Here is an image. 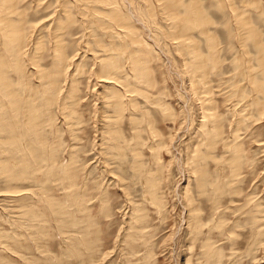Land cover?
Listing matches in <instances>:
<instances>
[{
  "label": "rangeland",
  "instance_id": "1",
  "mask_svg": "<svg viewBox=\"0 0 264 264\" xmlns=\"http://www.w3.org/2000/svg\"><path fill=\"white\" fill-rule=\"evenodd\" d=\"M20 1L21 3L17 0V10L22 11L24 13L23 17H26L25 19L22 17L25 20L24 24L26 23L24 25V34H26L22 44L25 46L22 47L24 48L22 49L24 50V62L21 59L20 66L26 72L29 71L27 75L30 80L23 79L20 72L13 71L15 69H9L8 71L13 72H7L9 80L12 79L10 83L13 82L12 84L15 87L20 86L21 89L16 88L19 90L20 96L22 92V97L26 96L28 87L32 89L35 88L34 86H39L40 82L36 77V69L34 65H30L26 57L32 58V56H35L43 68L51 69L53 54L52 44H50L52 43V35L50 36V34L55 28H52L54 26L53 22H55V19H65V22L71 19L73 20L69 21V24L73 22L71 25L66 22V26L65 24L63 26V37H61L62 33L59 32L61 40L66 44L64 50L67 49L65 52L67 51L66 54L69 56L67 61V63L69 62L67 64L68 75L66 74L64 79H61L59 94L60 92L61 94L65 93L66 85L71 83L67 79L71 76L73 78L77 76L78 80L77 78H74L75 80L71 78L72 84L75 86L74 89L78 90L77 93L74 91V94H76L73 96L78 95V99L69 96L65 98L66 105L70 106V112L68 113L70 118L67 116V119L66 116L62 115V102L60 100L62 95L58 94L60 102H56L51 108V115H48L47 111L43 109L44 112L41 113V116L43 115L42 118H44L46 124L43 122L41 131L45 147L41 145V150L37 148L38 151L31 153L22 150V153L26 154L25 159L22 157L21 151L16 150L19 152L17 153L15 149L6 144V141H8L6 139L8 130L6 129L8 128L4 124L2 127L1 124L4 119L10 118V113L8 106L3 103L5 107H1L3 105L0 103V166L2 167L0 168V264H214V260L206 259V255L202 253L204 252V244L207 243L208 246L210 245L214 250H220L222 253L220 264H264V117L257 115L254 107L249 104L251 96L255 92L249 82V66H245L248 63L245 62L247 59L252 68L256 66V49H254L256 47L250 41H240V33L234 21L235 17H233L234 14H231V11L234 10L230 9L228 1L224 0V4L220 5L217 0H201V8L211 19L208 31L216 36V40H211L212 45L215 46L208 42L207 37L204 36L205 34L201 35L194 31L192 36L195 41L197 40L195 46L198 48L199 54L207 58L206 64H209V60L213 56H216L218 61L217 66L210 63V67L206 72L198 70L196 73L192 72V74L189 68L192 57L185 50H182L184 48L175 39H172V33H170L171 29L172 32L175 31L170 25L174 21V16H181L185 10L184 8L188 3H191V0H182L181 5L174 6H171V4L169 6L165 2L163 4L164 0H124V2L113 0L116 1L118 11H121L120 14L124 13L125 17L127 15L132 33L135 32L142 42H139L135 33H131L132 38L134 37L133 39H137L141 44L135 41H133L135 44L132 43L127 28L119 26L114 21L113 13H110L109 9L111 6L108 2H104L103 5L100 2H92L95 3L93 5L91 2L82 3L79 0H64L65 2L63 0ZM77 1L79 2L78 5ZM148 1L151 8L148 6ZM165 1L169 2L170 0ZM216 2L218 5H216ZM233 2L243 12L242 15H246L251 25L258 30L261 35L260 38L264 42V1L260 0L261 10L251 6L252 4L245 5L244 0H233ZM46 3L48 7H45ZM105 4H109V6L106 7ZM159 4H162V6L159 7ZM67 5L70 6L67 7L69 10L65 8ZM99 5L104 7L100 6L98 9ZM93 6L94 8H92ZM161 7L165 8L166 11ZM182 9L184 10L182 11ZM35 10H38L39 15ZM67 10L68 12H66ZM151 11L155 16L152 15ZM92 12L97 13V15L94 16ZM145 12L148 14L146 15ZM166 13H169L168 18L163 15H167ZM131 14L136 17L132 18ZM37 15L41 19L38 18L37 20ZM64 15L66 18L63 17ZM107 15L108 19L105 18ZM57 16L59 17L57 18ZM12 18L14 20L18 18L19 20L20 17L14 18L13 15ZM88 18L90 21H88ZM110 18L113 20L111 21ZM101 19L103 22L100 21ZM136 19H140L141 23L138 20L135 21ZM95 20L100 21L102 24L97 23ZM108 20L109 22H107ZM169 22L172 23L169 24ZM89 24L91 26H88ZM92 24L93 26L97 25L94 26L96 30L92 28ZM115 24L117 27L119 26V28L116 27L118 30L115 29ZM28 25H32V28ZM64 27H69L71 31L69 28L65 29ZM98 27L101 29L99 30ZM115 30L119 37L123 35L121 39L124 40L116 38L118 36L115 35L117 33L114 34ZM67 32L69 35H67ZM37 33H42V36ZM32 35H34V38ZM38 37L39 39H37ZM125 37L129 38L126 39ZM93 39H97L98 43L96 44ZM36 41H42L44 45L36 48V45H34ZM30 42L33 44L31 45ZM243 42L244 48L241 45ZM42 43L40 42V44ZM93 43L96 44L97 48ZM109 43L112 44L110 47L115 46L113 51L109 47ZM123 43L125 47L122 46ZM209 45L212 46V49ZM190 47L192 49L194 46ZM109 48L111 51H109ZM38 49L43 50L42 53ZM105 49H109L108 52ZM132 49H135L136 53ZM187 49L190 50L189 46ZM34 50H37L38 54L33 53ZM101 50H104V52ZM129 50L131 51L130 54H128ZM144 51H148V55ZM242 52H246V54ZM97 53L103 58L104 62L107 54H109V59L112 57V61L119 62L120 60L123 72L121 73L122 76L118 73L120 76L117 74V77L120 83H127L125 84L126 87L123 84L125 89L123 86L121 87L122 84L120 83L116 85L118 84L116 81L113 85V81L110 79L105 78L107 80L105 81L104 77L101 76L103 78L101 80L100 75L96 73L97 63L95 59L98 56ZM130 55L138 56L137 59H144V69L148 72L145 73L144 69L142 72H138L142 73L141 77L146 74L144 78L135 75L137 79H140V82L133 79L135 73L133 70L131 72L130 66H127L129 65ZM127 60L128 62H126ZM145 62H147V67ZM186 62L189 63L188 67L185 65ZM237 64H243L244 67L241 68L240 65L238 67ZM28 65L30 66L28 67ZM191 76H193L192 79ZM13 80L18 84L15 85ZM18 80H20V83ZM193 80L194 82L191 84ZM75 81L78 82L74 83ZM135 83L139 86L137 87ZM112 88L117 89L116 91L122 94L121 104L125 103V106L122 105L121 114L114 109L113 103H110L112 102L110 95ZM201 96L202 98H200ZM128 97L132 100L129 99V102H126ZM69 98L70 100H68ZM204 99L208 103L212 102L209 109L204 108L203 110L201 108ZM101 100L108 102L109 105ZM66 101L72 103L74 101V107H72L71 102L67 103ZM161 101L164 105L163 103L159 105ZM158 102L159 104H157ZM126 103H130V107ZM131 103L133 106H131ZM39 105L38 103L37 107ZM39 108L42 109V106L40 105ZM125 108L131 109V111H127ZM74 112L75 114H73ZM117 113L120 115V119L118 116L116 117ZM211 113L218 118L217 127L221 129L219 130L220 134L218 131L214 134L208 128L205 129L208 115ZM77 114L81 117V122H79ZM14 115L17 116L12 117V119H17L19 125V129L18 127L16 129L22 134L21 132L25 128L22 114L21 117L19 113ZM44 115L47 117H44ZM130 116H132L131 119H129ZM49 118H51L50 121ZM238 119L241 121H238ZM109 120H115V122ZM221 120L222 122H220ZM236 122H240L238 126ZM108 123L111 124L110 128L113 127V132L110 128H106L107 126L105 127V125H109ZM116 123L117 125H115ZM22 125H24V128ZM70 128L74 131L71 135L74 139L70 137ZM104 128L107 132H111L110 135ZM103 134L107 136H103ZM116 135L118 137H115ZM213 135L217 136L214 137L216 139L213 138ZM218 136L220 137L218 138ZM4 137L6 141L3 139ZM55 137L57 140L53 139ZM208 139L212 143L215 140L216 142L209 145ZM233 143L241 146L239 151L240 164L236 174H233L230 167H228L229 165H227L228 158L234 152L232 149ZM68 149L71 150V153ZM197 152L202 156L200 160L196 158ZM8 158L11 160L9 161ZM196 165H198L197 168ZM36 166H38V169H36ZM66 168L70 170V178H68L69 175L64 177ZM198 168H202V182L196 180ZM51 169L52 172H50ZM193 170H196L195 173ZM45 174L46 177H43ZM11 176L15 178L12 177L9 180ZM203 183L205 184L203 185ZM184 192L189 193L185 195ZM188 195H191L192 204L196 205L195 207H198L197 210L200 211L198 212L199 223L202 225L200 232L195 227L191 228L193 221L190 219L191 216L189 215L191 213L187 210L188 206L185 201V196ZM50 200L56 205L52 204ZM47 203L55 206L54 211L49 208ZM256 204L259 205L256 206ZM252 206L257 208L253 209L254 211L249 210L252 209ZM27 210H33L36 216L32 218L27 215ZM136 216L139 218H135ZM253 219L256 222L259 219L260 221L255 224ZM218 221L220 222L218 223ZM64 222L66 224L61 226ZM189 223L190 227H188ZM34 224H36V227ZM41 225L42 228H40ZM259 228L260 231H258ZM131 234L135 236L129 239ZM86 243L88 244L86 245ZM71 248L79 249L78 253H73ZM92 249L93 255H90ZM68 251L70 253L67 254Z\"/></svg>",
  "mask_w": 264,
  "mask_h": 264
},
{
  "label": "bare ground",
  "instance_id": "2",
  "mask_svg": "<svg viewBox=\"0 0 264 264\" xmlns=\"http://www.w3.org/2000/svg\"><path fill=\"white\" fill-rule=\"evenodd\" d=\"M48 1H50V0H48ZM64 1V0H63ZM73 1V0H72ZM80 2H85V3H87V2H100V3H102V5H103V3L104 2H108L109 4H110V6L111 7H109V9H110V13H113V19H114V21L119 25V26H123V28L124 27H126L127 28V31H128V36H131V33H132V28L130 27V25H129V21L127 20V15H126V17L123 15L124 13H122V14H120L121 13V11H118V7H117V5H116V1L114 2L113 0H79ZM126 1V0H125ZM128 1V0H127ZM142 1V0H141ZM215 1V0H214ZM218 1V3L220 4V5H222V4H224V0H217ZM228 1V4L230 5V9L232 8V10H234L235 11V13H234V11L232 12L231 10V14H234V16L233 17H235L234 18V21H235V23L237 24V28H238V31H239V33H240V35H239V39H240V41L241 40H243V41H245L246 42V40L247 41H250L253 45H254V47H256V48H254V49H256V51H255V53H256V55H255V60H256V66L255 67H253L252 68V65H250V62H249V60L247 61H245V62H248L247 63V65L245 64V66L246 67H248V77H249V82L251 83V85H252V90H254V92H255V94H253L252 96H251V100H250V105H252L253 107H254V111H255V113L257 114V115H262L263 117H264V42H262V40H261V38H260V33L258 32V30H256L255 28H254V26H252L251 25V22H250V20L246 17V15L244 16V15H242L243 14V12H241L238 8H237V6L235 5V3L233 2V0H227ZM242 1V0H241ZM245 2H244V4L245 5H247L248 6V4L249 5H251V6H255V8H257L258 10H261L260 8H261V5H260V0H250V1H246V0H244ZM264 1V0H263ZM19 2L21 3V1L19 0ZM18 2V3H19ZM65 2V1H64ZM121 2H124V0H122ZM144 2V1H143ZM149 2V1H148ZM155 2V1H154ZM162 2V1H161ZM161 2H158V3H161ZM168 3L169 4V6H170V4H171V6H174V5H181L182 4V0H170L169 2H166L165 0L163 1V4H165V3ZM186 2V1H185ZM184 2V3H185ZM16 3H17V0H0V103H1V105H3V103L4 104H6L8 107L7 108H9L8 110H9V115H10V118H8V119H4V121H2V127H3V124L5 125V127L6 128H8V129H6V130H8V136L6 137V139L8 140V141H6V139H5V137L3 138L5 141H6V144H7V146H9V147H12L13 149H15V151L16 150H19V151H21V153H22V150H27V151H29L30 153L31 152H35V151H38L39 149L41 150V145H43L44 147H45V144H44V138H43V133H42V131H41V127H42V124H43V122H44V124H46V122H45V120H44V118H42V116H41V113H43L44 112V110H46L47 111V113H48V115H51V111H52V107L54 106V104L56 103V102H60V100H61V102H62V104H61V108H62V115L67 119V116L70 118V115H68V113L70 112V109H69V107L70 106H67L66 105V103H65V98L67 97L68 98V96L69 97H74L73 95H75L77 92H78V90L76 91L75 89H74V85L72 84L73 82H72V78L70 79L69 77H67V78H69V79H67V80H70L71 81V83L69 84V85H66L67 86V89H66V92L65 93H62L61 94V92H60V94H59V90L61 89V85H60V82H61V79L63 78L64 79V77H65V75L68 73L67 72V64L69 63H67V61H68V57L69 56H67V51L65 52V50H67V49H65L64 50V45H66L65 44V42L63 41V40H61V38H60V36L59 35H61L59 32H64V29H63V26H64V24L67 22H65V19L63 20V19H55V18H53V19H55V22H53L54 23V26H52V28L53 27H55L54 28V30L52 31V34H50V36L52 35V43H50V44H52V47H51V50H52V54H53V60H52V62H53V66L51 67V69H45V68H43L41 65H40V63H39V60H37L36 58H35V56L33 57L32 56V58H29L28 56L26 57V58H28L27 59V61L30 63V65H34V68L36 69V72H37V75H36V77H37V79L39 80V82H40V84H39V86H34L35 88H32V89H29V87H28V90H27V93H26V96H23L22 97V92H21V96L19 95V93H18V91L19 90H17V88L19 87L20 88V86H14L12 83L13 82H11L10 83V81H12V79L11 80H9V77L7 76V72H10V71H8L9 69H15V70H13V71H15V72H20V76L23 78V79H25L26 81L27 80H30V78L28 79V72L29 71H27L26 72V70H24L21 66H20V64L22 63V61L24 60L23 59V55H24V50H22V49H24V48H22L24 45H22L24 42V35L26 34H24V31H25V28H24V25H26V23L24 24V19L26 18V17H23V12L22 11H18L17 10V7L18 6H16ZM48 3V2H47ZM45 4L46 6L45 7H48L47 5L48 4ZM51 3V2H50ZM68 3H69V1H68ZM75 3V2H74ZM77 3V5H78V1L76 2ZM81 3V4H82ZM94 3V4H95ZM99 3V4H100ZM187 3V2H186ZM200 3H201V0L200 1H198V0H191V3H188V5L185 7L184 5H183V7H185L184 9H182V11L184 10V12H183V14L181 15V16H174V14H173V16H174V21H173V23L172 22H169V24L170 23H172V24H170V25H172V28H174V30L175 31H173L172 32V29H171V32L170 33H172L171 34V36H172V39H175L176 40V42H178L179 43V45L181 46V47H183L184 49H182V50H185V52L187 53V54H189L191 57H192V61H190V62H192L191 63V66L189 67L190 68V71H191V74H192V72H197L198 70H203L204 72H206L207 71V69L210 67L209 66V64L211 63V64H217V61H218V59H217V57L216 56H213L212 58H210V60H209V64L207 63L206 64V60H207V58L205 57V56H201L200 54H199V52H198V48L195 46L197 43H196V41L194 40V38H193V36H192V32H194V31H197L199 34H201V35H204V36H206L207 37V39H208V42L212 45V39H215L216 40V36H214V35H212V32L211 33H209V31H208V25H210L209 23L211 22V19L205 14V12L203 11V9L201 8V5H200ZM217 3V2H216ZM218 3L216 4V5H218ZM240 3H242V2H240ZM58 4H59V2H58ZM80 4V5H81ZM89 4V3H88ZM87 4V5H88ZM93 4V3H92ZM92 4H90V5H92ZM93 4V5H94ZM98 4V3H97ZM109 4L108 5H106V7L107 6H109ZM118 4V3H117ZM142 4V3H141ZM173 4V5H172ZM226 4V3H225ZM243 4V3H242ZM254 4V5H253ZM70 5V4H69ZM69 5H67L65 8H67ZM73 5V4H72ZM84 5H86V4H84ZM102 5H99L98 6V9H99V7L100 6H102ZM120 5V4H119ZM118 5V6H119ZM134 5V4H133ZM143 5H145V3H143ZM229 5H228V7H229ZM38 6V5H37ZM36 6V7H37ZM64 6V5H63ZM71 6V5H70ZM69 6V7H70ZM76 6V5H75ZM149 7L151 6L150 5V2H149V5H148ZM160 6H162V4L160 5L159 4V7ZM39 7V6H38ZM50 7V6H49ZM68 7V8H69ZM97 7V6H96ZM102 7H104V6H102ZM135 7H136V4H135ZM147 7V6H146ZM155 7V6H154ZM176 7V6H175ZM175 7H173V8H175ZM179 7V6H178ZM21 8H23V7H21ZM67 8V9H68ZM92 8H94V6L92 7ZM151 8V7H150ZM157 8V7H156ZM162 8V7H161ZM19 9V8H18ZM47 9V8H46ZM96 9V8H95ZM138 9V8H137ZM136 9V10H137ZM141 9V8H140ZM143 9H144V7H143ZM163 10L165 9V8H162ZM167 9V8H166ZM229 9V8H228ZM23 10V9H22ZM40 10V9H39ZM55 10H57V9H55ZM54 10V11H55ZM69 10V9H68ZM68 10L66 11V12H68ZM71 10V9H70ZM77 10V9H76ZM78 10H79V7H78ZM82 10H84V9H82ZM86 10V9H85ZM100 10H101V8H100ZM102 10H103V8H102ZM136 10H134V11H136ZM151 10V9H150ZM157 10V9H156ZM169 10H171L170 8H169ZM179 10V9H178ZM38 11V10H37ZM36 10H35V12H37ZM60 11V10H59ZM89 11V10H88ZM93 11V10H92ZM97 11V10H96ZM104 11V10H103ZM107 11V10H106ZM133 11V12H134ZM162 11V10H161ZM164 11H166V10H164ZM172 11V10H171ZM176 11V10H175ZM181 11V12H182ZM78 12V11H77ZM76 12V13H77ZM95 12V11H94ZM94 12H92L93 14H94ZM98 12V11H97ZM129 12V11H128ZM138 12V11H137ZM147 12V11H146ZM146 12H145V14H146ZM153 11H151V13H152ZM42 13V12H41ZM70 13V12H69ZM90 13V12H89ZM88 13V14H89ZM103 13V12H102ZM132 13V12H131ZM170 13V12H169ZM168 13V14H169ZM177 13V12H176ZM36 14V13H35ZM37 14H38V12H37ZM63 14V13H62ZM87 14V13H86ZM96 15H97V13H95ZM95 14H94V16H95ZM107 14V13H106ZM141 14V13H140ZM148 14V13H147ZM146 14V15H147ZM167 14V13H166ZM168 14L167 15H165V14H163L164 16H166V18H168L167 16H168ZM14 15V18H16L17 16L18 17H20V18H22V19H20L19 18V20H18V18H17V20H14L13 18H12V16ZM15 15H17L16 17H15ZM39 15V14H38ZM37 15V16H38ZM58 15V14H57ZM61 15V14H60ZM66 15H68V14H66ZM85 15V14H84ZM100 15V14H99ZM132 15V14H131ZM136 15H137V13H136ZM152 15H153V13H152ZM177 15H179L178 13H177ZM248 15V14H247ZM36 16V17H37ZM93 16V17H94ZM101 16V15H100ZM110 16H112L111 14H110ZM153 16H155V15H153ZM59 16H57V18H58ZM63 17H65V15L63 16ZM90 17H91V15H90ZM89 17V18H90ZM96 17H98V16H96ZM129 17V16H128ZM132 18H135L136 16H134V15H132L131 16ZM142 17H143V15H142ZM35 18V17H34ZM38 18H40L39 16L37 17V20H38ZM50 18V17H49ZM66 18V17H65ZM85 18H87V17H85ZM88 18V19H89ZM104 18V17H103ZM105 18H107L108 19V15H107V17H105ZM138 18V17H137ZM144 18V17H143ZM150 18V17H149ZM170 18V17H169ZM41 19V18H40ZM48 19V18H47ZM87 19V20H88ZM96 19V18H95ZM106 19V20H107ZM112 19V20H113ZM141 19V18H140ZM140 19L138 20V19H136L135 21H139L140 23H141V21H140ZM172 19V18H171ZM171 19H168V20H171ZM36 20V19H35ZM35 20H34V22H35ZM67 20V19H66ZM71 20V19H70ZM70 20H68V22H67V24H69V21ZM92 20H93V18H92ZM91 20V21H92ZM97 20H99V19H97ZM105 20V19H104ZM110 20H111V18H110ZM111 20V21H112ZM50 21H51V18H50ZM71 21H73V20H71ZM88 21H90V19L88 20ZM96 21V20H95ZM100 21H102V19L100 20ZM98 22V21H96L97 23H100V24H102L101 22ZM113 21V22H114ZM154 21V20H153ZM103 22V21H102ZM104 22H106V21H104ZM107 22H109V20L107 21ZM113 22H111V23H113ZM114 22V23H115ZM144 22H145V20H144ZM155 22V21H154ZM29 23V22H28ZM27 23V24H28ZM31 23V22H30ZM45 23H46V21H45ZM51 23H52V21H51ZM52 23V24H53ZM71 23V22H70ZM73 23V22H72ZM71 23V24H72ZM81 23V22H80ZM92 23V22H91ZM114 23H113V25H114ZM47 24V23H46ZM51 24V25H52ZM71 24H69V25H71ZM83 24V23H82ZM85 24H86V22H85ZM85 24H83V25H85ZM146 24V23H145ZM212 24V23H211ZM103 25H104V23H103ZM106 25V24H105ZM29 26V25H28ZM32 26V25H31ZM31 26H29V27H31ZM65 26H66V24H65ZM81 26V25H80ZM86 27H87V25H85ZM88 26H91L90 24L88 25ZM92 26H93V24H92ZM94 26H97V25H94ZM94 26L92 27L93 29H94ZM101 26V25H100ZM119 26L117 27L116 26V24H115V29H117V28H119ZM235 26V25H234ZM27 27V26H26ZM35 27V26H34ZM111 27V26H110ZM117 27V28H116ZM133 27V26H132ZM170 27V26H169ZM28 28V27H27ZM32 28V27H31ZM30 28V29H31ZM36 28V27H35ZM45 28V27H44ZM59 28H62V29H59ZM65 29L66 28H69V27H64ZM85 28V27H84ZM89 28V27H88ZM91 28V27H90ZM134 28V27H133ZM98 29H99V27H98ZM101 29V28H100ZM99 29V30H100ZM122 29V28H121ZM28 30H29V28H28ZM32 30V29H31ZM69 30H70V28H69ZM94 30H96V28L94 29ZM98 30V31H99ZM106 30H108L107 28H106ZM106 30H102V31H106ZM110 31H111V29H109ZM118 30V29H117ZM120 30V29H119ZM123 30V29H122ZM121 30V31H122ZM33 32H34V30H32ZM38 31V30H37ZM36 31V32H37ZM66 31V30H65ZM71 31V30H70ZM110 31H107V32H110ZM116 31V30H115ZM87 32V31H86ZM85 32V33H86ZM92 32V31H91ZM95 32V31H94ZM112 32H114V31H112ZM59 33V34H58ZM70 33V32H69ZM72 33V32H71ZM88 33H90V32H88ZM115 33H117V31L116 32H114V34ZM124 33V32H123ZM126 34H127V32H125ZM135 32H133L132 34H134ZM31 34V33H30ZM29 34V35H30ZM34 34V33H33ZM38 34V33H37ZM39 34H41V36H42V33H39ZM38 34V35H39ZM102 34V33H101ZM109 34V33H108ZM107 34V35H108ZM37 35V36H38ZM67 35H69L68 34V32H67ZM66 35V36H67ZM98 35V34H97ZM106 35V36H107ZM115 35H119L118 33L117 34H115ZM33 36V38H34V35H32ZM41 36H39V37H41ZM66 36H64L65 38H66ZM123 36V35H122ZM122 36L121 37H116L118 40H119V38L121 39L122 38ZM125 36V35H124ZM127 36V35H126ZM135 36H136V38L138 39V37H137V35H136V33H135ZM27 37V36H26ZM36 37V36H35ZM39 37L37 38V39H39ZM61 37H63V33H62V36ZM93 37V36H92ZM97 37V36H96ZM95 37V38H96ZM101 37V36H100ZM111 37V36H110ZM110 37H108V38H110ZM206 37H204L205 39H206ZM43 38V37H42ZM98 38V37H97ZM114 38H115V36H114ZM126 39L127 38H129V37H125ZM131 38H132V36H131ZM134 38V37H133ZM132 38V43H134L133 41H135V42H137L138 44H141V43H139V42H142V41H140V39H138L139 40V42L137 41V39H133ZM112 39V38H111ZM111 39H110V41H111ZM42 40V39H41ZM68 40V39H67ZM91 40V39H90ZM94 40V39H93ZM101 40V39H100ZM107 40H109V39H107ZM113 40V39H112ZM118 40H117V42H118ZM121 40H124V39H121ZM28 41H30V39H28ZM95 41V43L97 44L98 43V40L97 39H95L94 40ZM40 42L42 43V41H36L35 42V44L34 45H36L35 47L36 48H39L41 45H44L43 43L42 44H40ZM93 42V41H92ZM91 42V43H92ZM126 42V41H125ZM213 42H214V40H213ZM101 43V42H100ZM121 43H122V41H121ZM196 43V44H195ZM199 43V42H198ZM30 44H31V42H30ZM33 44V43H32ZM31 44V45H32ZM82 44V43H81ZM94 44V43H93ZM96 44H94V46L97 48V46H96ZM102 44V43H101ZM108 44V43H107ZM112 44H113V42H112ZM112 44H110L109 43V47L112 45ZM118 44H120V43H118ZM129 44V43H128ZM131 44V43H130ZM135 44V43H134ZM214 44H215V42H214ZM244 44V42L241 44V45H243ZM247 44V43H246ZM26 45V44H25ZM33 45V46H34ZM91 45V44H90ZM116 45V44H115ZM125 44L123 43V45L122 46H124ZM133 45V44H132ZM209 45L210 46V49H212V46H215V45ZM102 46V45H101ZM120 46V45H119ZM141 46V45H140ZM139 46V47H140ZM188 46H189V48H190V50H188L187 48H188ZM190 46H194L192 49H191V47ZM198 46V45H197ZM244 46L245 45H243L242 47L244 48ZM25 47V46H24ZM30 47V46H29ZM44 47V46H43ZM43 47H42V49H43ZM80 47H83V46H80ZM91 47V46H90ZM99 47H100V45H99ZM102 47H104V46H102ZM107 47H108V45H107ZM113 47H115V46H113ZM113 47H110V48H112V51H113ZM125 47V46H124ZM142 48H143V46H141ZM141 47H140V49H141ZM86 48V47H85ZM84 48V49H85ZM104 48H106V47H104ZM109 48V49H110ZM126 48H127V46H126ZM125 48V49H126ZM146 48V47H145ZM246 48V47H245ZM33 49V48H32ZM35 49V48H34ZM83 49V50H84ZM89 49V48H88ZM91 49V48H90ZM92 49H93V47H92ZM92 49H91V51H92ZM103 49V48H102ZM109 49H107V50H109ZM121 49H123V48H121ZM125 49H123V50H125ZM128 49V48H127ZM137 49V48H136ZM86 50V49H85ZM94 50V49H93ZM100 50V49H99ZM106 50V49H105ZM106 50V52H108ZM115 50H116V48H115ZM135 50V49H134ZM133 49H132V51H134ZM138 50H139V48H138ZM144 50V49H143ZM181 50V49H180ZM245 50V49H244ZM26 51V50H25ZM27 51H28V49H27ZM26 51V52H27ZM30 51V50H29ZM37 50H34V52L33 53H35ZM38 51L39 52H41L42 53V51L43 50H41V49H38ZM37 51V52H38ZM96 51V50H95ZM101 51H103L104 52V50H101ZM109 51H111V49L109 50ZM122 51V50H121ZM36 52V54H38ZM115 52V51H114ZM116 52H117V50H116ZM123 52V51H122ZM130 50H129V53L128 54H130ZM135 52V51H134ZM145 52H147V55H148V51H144V53ZM183 52V51H182ZM247 52V51H246ZM246 52H242V53H244V54H246ZM29 53V52H28ZM31 53V52H30ZM32 53V54H33ZM40 53V54H41ZM87 53V52H86ZM110 53V52H109ZM133 53V52H132ZM136 53V52H135ZM142 53H143V51H142ZM142 53H140V54H142ZM79 54V53H78ZM82 54H84L83 52H82ZM92 54H94V53H92ZM99 54H100V52H99ZM106 54V53H105ZM125 54H127V53H125ZM26 55V54H25ZM76 55V54H75ZM95 55V54H94ZM96 55H98V53L96 54ZM108 55L109 54H107V55H105V56H107L105 59V62H104V60H103V58L101 57V56H96V63H97V67H96V70H97V74H99L100 76L99 77H104V80H105V78L106 79H110V80H112L113 81V85H115V83H114V81H116V82H118V84H116V85H119V79H118V77H117V74L118 73H120V75H121V73L123 72V69H122V65H121V63H120V60H119V62L118 61H112L113 59H111L112 57L111 56H109V57H111L110 59L108 58ZM117 56H118V54H116ZM120 55V54H119ZM124 55V54H123ZM135 55V54H134ZM137 55V54H136ZM146 55V54H145ZM145 55H144V57H145ZM37 56V55H36ZM82 56V55H81ZM84 56V55H83ZM131 56V57H130ZM129 57V62H128V60L126 61V62H128L129 63V65H127V66H130V70H131V72H132V70H133V72L135 73L133 76L135 77V78H133V79H137V77L139 76L140 78H144L145 76H146V74H144V72H143V74L145 75V76H142L141 77V74L140 73H138V72H142L143 71V69L145 68L144 67V59L142 60V59H137L136 57H138V56H132V55H130ZM39 57H40V55H39ZM38 57V58H39ZM123 57H125V56H123ZM122 57V58H123ZM143 57V56H142ZM141 57V58H142ZM143 57V58H144ZM209 57V56H208ZM242 57V56H241ZM95 58V57H94ZM117 58V57H116ZM21 59H22V61H21ZM72 59V58H71ZM125 59V58H124ZM191 59V58H190ZM189 59V60H190ZM251 59V58H250ZM73 60V59H72ZM93 60V59H92ZM118 60V59H117ZM70 61V60H69ZM82 61V60H81ZM141 61H143V63H141ZM236 61V60H235ZM242 61V60H241ZM240 61V62H241ZM21 62V63H20ZM24 62V61H23ZM189 62V61H188ZM188 62H186L185 63V65H186V67H188V64L190 63H188ZM237 62V61H236ZM70 63H71V61H70ZM96 63H95V65H96ZM242 63V62H241ZM72 64V63H71ZM30 65H28V67L30 66ZM77 65V64H76ZM99 65V66H98ZM147 65V62H145V66ZM195 67H194V66ZM238 65V67H239V65H240V67L241 68H243L244 67V65L243 64H237ZM236 65V66H237ZM22 66H23V64H22ZM71 66V65H70ZM70 66H69V68H70ZM124 66V65H123ZM126 66V67H127ZM217 66V65H216ZM25 67V66H24ZM147 67V66H146ZM245 67V68H246ZM195 68V69H194ZM73 69H74V67H73ZM147 69V68H146ZM237 69V68H236ZM240 69V68H239ZM239 69H237V70H239ZM28 70V69H27ZM70 70H71V68H70ZM145 70V69H144ZM148 70V69H147ZM241 70V69H240ZM254 70V71H253ZM73 71V70H72ZM75 71V70H74ZM73 71V72H74ZM146 71V70H145ZM93 72H94V70H93ZM130 72V73H131ZM148 71H146L145 73H147ZM10 73H13V72H10ZM242 73V72H241ZM9 74V73H8ZM16 74V73H15ZM14 74V75H15ZM87 74V73H86ZM91 74H92V72H91ZM133 74V73H132ZM131 74V75H132ZM16 75H18V74H16ZM68 75V74H67ZM72 75H73V73H72ZM119 75V74H118ZM119 75V76H120ZM135 75H137V77L135 76ZM97 76V75H96ZM122 76V75H121ZM125 76V75H124ZM130 76V75H129ZM128 76V77H129ZM133 76H131V77H133ZM259 76V77H258ZM101 77V78H102ZM131 77H130V79H131ZM192 77L193 76H191V79H192ZM74 78H77V76L76 77H74ZM73 78V79H74ZM100 78V79H101ZM121 78H123V77H121ZM20 79V78H19ZM125 79V78H124ZM16 80V79H15ZM75 80V79H74ZM73 80V81H74ZM77 80H78V78H77ZM101 80H103V78L101 79ZM132 80V79H131ZM130 80V81H131ZM137 80H139V82H140V79H137ZM136 80V81H137ZM203 80H204V78H203ZM202 80V81H203ZM14 81V80H13ZM19 81V83H20V80H18ZM69 81V82H70ZM105 81H107V80H105ZM22 82V81H21ZM24 82V81H23ZM29 82V81H28ZM67 82V81H66ZM76 82H78V81H75L74 83H76ZM192 82H194V80L193 81H191V84H192ZM97 83V82H96ZM99 83V82H98ZM109 83V82H108ZM204 83V82H203ZM14 84L16 85V84H18V82L17 83H15V81H14ZM23 84V83H22ZM28 84V83H27ZM105 84V83H104ZM112 84V83H111ZM120 84H122L121 85V87L123 86V84L125 85V84H127L126 82L124 83H120ZM136 84V83H135ZM21 85V84H20ZM76 85V84H75ZM78 85V84H77ZM76 85V86H77ZM107 85V84H106ZM108 85H110V84H108ZM137 85V84H136ZM135 85V86H136ZM193 85H194V83H193ZM192 85V86H193ZM22 86V85H21ZM29 86V85H28ZM105 86V85H104ZM110 86H112V85H110ZM139 85H137V87H138ZM203 86V85H202ZM32 87V86H31ZM30 87V88H31ZM107 87V86H106ZM106 87H103V88H106ZM112 87H114V86H112ZM124 87V86H123ZM125 87H126V85H125ZM125 87H124V89H125ZM199 87V86H198ZM115 88H117V87H115ZM203 88V87H202ZM205 88V87H204ZM203 88V89H204ZM21 89V88H20ZM65 89V88H64ZM76 89H77V87H76ZM139 89V88H138ZM200 89V88H199ZM202 89V90H203ZM108 90V89H107ZM117 90V89H116ZM114 88H112V90H111V92H110V95H111V97H112V102H110L111 104L113 103V105H114V109H116V110H118V112H119V114H121V112H122V105H124V104H121V95L122 94H120L119 93V91H116ZM141 90V89H140ZM197 90H198V88H197ZM74 91H76V93L74 94ZM128 91H129V88H128ZM199 91V90H198ZM107 93H108V91H107ZM122 93V92H121ZM198 93V92H197ZM200 93V92H199ZM58 94L59 95H62L61 96V98H60V100H59V97H58ZM131 94V93H130ZM204 95V94H203ZM77 96L78 95H76L75 97L77 98ZM125 96V95H124ZM74 97V98H75ZM107 97H108V99L110 100V97L107 95ZM103 98H104V95H103ZM200 98H202V96L200 97ZM204 98V97H203ZM78 99V98H77ZM124 99V98H123ZM132 100L131 98H129L128 97V99H127V101L126 102H129L128 100ZM67 100V99H66ZM68 100H70V98L68 99ZM72 100V99H71ZM247 100V99H246ZM101 101H104V100H101ZM203 101V103H201V108L204 110V108L205 109H209V107L212 105L211 103H208V101L206 100V99H204V100H202ZM207 101V102H206ZM67 102V101H66ZM68 102H71V101H68ZM67 102V103H68ZM78 102H79V100H78ZM104 102H106V101H104ZM131 102V101H130ZM210 102V101H209ZM38 103L42 106V109H40L39 107H40V105H39V107H37V105H38ZM73 103H74V101H73ZM72 102H71V105L73 104ZM106 103H108V102H106ZM123 103V102H122ZM162 101H161V103L159 104V102L157 103V104H159V105H162ZM60 104V103H59ZM75 104V103H74ZM74 104H73V106L72 107H74ZM126 104H128V103H126ZM130 104V103H129ZM129 104H128V107H130L129 106ZM243 104V103H242ZM0 105V106H1ZM69 105V104H68ZM77 105V104H76ZM105 105V104H104ZM108 105H109V103H108ZM135 105V104H134ZM163 105H164V103H163ZM78 106V105H77ZM77 106H75V107H77ZM125 106V105H124ZM131 106H133V104L131 103ZM199 106V105H198ZM1 107H5L4 105L3 106H1ZM60 107V106H59ZM134 108V107H133ZM44 109V110H43ZM74 109V108H73ZM125 109H127V108H125ZM163 109V108H162ZM1 110V109H0ZM3 110H5V109H3ZM75 110V109H74ZM129 109H127V111H128ZM164 110V109H163ZM46 111H45V113H46ZM124 111H126V110H124ZM129 111H131V109L129 110ZM3 112V111H2ZM4 112H6V111H4ZM76 112V111H75ZM75 112L73 113V114H75ZM117 112V111H116ZM17 113H19V116L22 114V121H23V123H24V125H25V128H24V125H22L23 126V131L21 132L22 134H20L19 132H18V130L16 129L19 125H18V121H17V119H12V117H16L17 115H14V114H17ZM21 113V114H20ZM72 113V112H71ZM77 113V112H76ZM115 113V112H114ZM5 114V113H4ZM54 114V113H53ZM52 114V115H53ZM109 114V113H108ZM118 113H117V115H116V117L118 116V118L120 117V115H119ZM128 114V113H127ZM131 114V113H130ZM200 114V113H199ZM3 115V114H2ZM14 115V116H13ZM79 114H77V116H78ZM129 115V114H128ZM6 116V115H5ZM21 117V116H20ZM44 117H47L46 115H44ZM79 117V116H78ZM115 117V116H114ZM123 117V116H122ZM131 117L132 116H130V118L129 119H131ZM2 118V117H1ZM42 118V119H41ZM80 118L81 117H79V120H80ZM109 118V117H108ZM118 118H117V120H118ZM121 118V117H120ZM119 118V119H120ZM3 119V118H2ZM10 119H12V120H10ZM21 119V118H20ZM47 119V118H46ZM50 119L51 118H49L48 120L50 121ZM52 119H53V116H52ZM78 119V118H77ZM219 119H220V117H219ZM41 120H42V122H41ZM44 120V121H43ZM48 120H47V122H48ZM72 120V119H71ZM74 120V119H73ZM72 120V121H73ZM76 120V119H75ZM116 120V121H117ZM71 121V122H72ZM107 121V120H106ZM105 121V122H106ZM109 121H111V122H115V120L114 121H112V120H109ZM108 121V122H109ZM119 121V120H118ZM117 121V122H118ZM238 121H241L240 119H238ZM1 122V121H0ZM79 122H81V120L79 121ZM104 122V123H105ZM132 122V121H131ZM220 122H222V120L220 121ZM219 122V123H220ZM22 123V124H23ZM69 123V122H68ZM76 123V122H75ZM120 123V122H119ZM237 123V122H236ZM238 123H240V122H238ZM238 123H237V126H238ZM73 124V123H72ZM109 125H105V127L106 128H110L111 127V124L110 123H108ZM217 124H218V118H217V116L215 115V114H213V113H211L210 115H208V120L206 121V128L205 129H209L210 131H212V132H214V134H216L215 132H219V130H221V129H219L218 127H217ZM221 124V123H220ZM51 125V124H50ZM115 125H117V123L115 124ZM47 126V125H46ZM52 126H53V124H52ZM51 126V127H52ZM71 126V125H70ZM73 126V125H72ZM109 126V127H108ZM56 127V126H55ZM116 127H118V126H116ZM221 127V126H220ZM1 128V127H0ZM48 128H50V127H48ZM71 128H73V127H71ZM69 129V133H70V137H71V135L74 133V131H72V129ZM222 128V127H221ZM18 129H19V127H18ZM22 129V128H21ZM55 130H56V128H54ZM105 129V128H104ZM111 129V131L113 132L114 131V129H113V127L112 128H110ZM113 129V130H112ZM44 130V129H43ZM51 130V129H50ZM49 130V132H52V131H50ZM74 130V129H73ZM116 130V129H115ZM118 130V129H117ZM116 130V131H117ZM4 131V130H3ZM20 131V130H19ZM105 131L107 132V130L105 129ZM104 131V132H105ZM109 131V130H108ZM208 131V130H207ZM204 132H205V130H204ZM203 132V133H204ZM2 133V132H1ZM53 133V132H52ZM55 133V132H54ZM107 133H109V132H107ZM111 133V132H110ZM110 133H109V135H110ZM118 133V132H117ZM210 133V132H209ZM51 134V133H50ZM106 134V133H105ZM105 134H103V136H107V135H105ZM207 134H208V132H207ZM212 134V133H211ZM218 134V133H217ZM219 134H220V132H219ZM108 135V136H109ZM118 135V134H117ZM115 136V137H118V136ZM202 135H204V134H202ZM54 136H55V134H54ZM114 136V135H113ZM120 136H121V134H120ZM119 136V137H120ZM208 136V135H207ZM3 137V136H2ZM211 137V136H210ZM214 137H217V136H214L213 135V138ZM220 136H218V138H219ZM71 138H73L74 139V137L72 136ZM108 138V137H107ZM121 138V137H120ZM208 138H209V136H208ZM212 138V139H213ZM54 140H57L56 139V137L55 138H53ZM104 139V138H103ZM109 139H110V137H109ZM200 139H202V138H200ZM205 139H207L206 137H205ZM204 139V140H205ZM211 139V140H212ZM214 139H216V138H214ZM53 140V141H54ZM209 140V139H208ZM207 140V141H208ZM2 141V140H1ZM5 141H3V142H5ZM114 141V140H113ZM118 141V140H117ZM116 141V142H117ZM121 141V140H120ZM50 142V141H49ZM205 142H206V140H205ZM204 142V143H205ZM210 142V140L208 141V143ZM214 142H216V140L214 141ZM214 142L212 143V141L209 143V145H211V144H214ZM56 143V142H55ZM208 143H206V144H208ZM48 144V143H47ZM230 144V143H229ZM234 144V143H233ZM36 145V146H35ZM56 145V144H55ZM113 145V144H112ZM201 145V144H200ZM199 145V146H200ZM209 145H207V146H209ZM228 145V144H227ZM42 146V147H43ZM212 146H214V145H212ZM211 146V147H212ZM117 147V146H116ZM205 147H206V145H205ZM37 148H38V150H37ZM73 148V147H72ZM115 148V147H114ZM208 148H210V147H208ZM240 148H241V146L240 145H235L234 144V146L232 147V149L234 150V152H232V155L228 158V160H227V165H229L228 167H230V169H231V172L233 173V174H236L237 172H238V167H239V151H240ZM49 149V148H48ZM211 149V148H210ZM44 150H45V148H44ZM51 150V149H50ZM68 150H70V149H68ZM74 150H75V148H74ZM9 151V150H8ZM206 151H207V149H206ZM17 152V151H16ZM26 152V151H25ZM28 152V153H29ZM41 152V151H40ZM209 152V151H208ZM17 153H19V152H17ZM27 153V152H26ZM30 153H29V155H30ZM47 153V152H46ZM69 153V152H68ZM70 153H71V150H70ZM200 153V152H199ZM204 153V152H203ZM235 153V154H234ZM43 154H44V152H43ZM197 155H196V158L198 159V160H200L201 159V155L200 154H198V152L196 153ZM205 154V153H204ZM204 154H202L204 157H206ZM10 155V154H9ZM13 155V154H12ZM11 155V156H12ZM71 155V154H70ZM207 155V154H206ZM32 156V155H31ZM38 157H39V155H37ZM22 157L25 159V157H26V154L25 153H22ZM72 157V156H71ZM203 157V158H204ZM14 158V157H13ZM32 158V157H31ZM35 158V157H34ZM49 158V157H48ZM202 158V159H203ZM9 159V158H8ZM22 159V158H21ZM23 159V160H24ZM36 159V158H35ZM11 159H9V161H10ZM34 160V159H33ZM46 160H47V158H46ZM69 160H70V157H69ZM13 161V160H12ZM42 161V160H41ZM45 161V160H44ZM48 161V160H47ZM47 161H46V163H47ZM31 162H32V160H31ZM72 162H74V161H72ZM35 163V162H34ZM15 164V163H14ZM22 164H23V162H22ZM26 164V163H25ZM33 164V163H32ZM39 164V163H38ZM1 165V164H0ZM16 165H18V164H16ZM21 165V164H20ZM37 165V164H36ZM48 165H49V163H48ZM73 165V164H72ZM23 166V165H22ZM26 166H27V164H26ZM67 166V165H66ZM3 167H7V166H3ZM10 167V166H9ZM72 167H74V166H72ZM198 167V165H196V168ZM203 167V166H202ZM0 168H2L1 166H0ZM35 168V167H34ZM33 168V169H34ZM50 168H52V167H50ZM70 168H71V165H70ZM4 169V168H3ZM31 169V168H30ZM36 169H38V166H36ZM67 169H69V168H66V170H65V176L64 177H67V175H69L68 176V178H70V170H67ZM73 169V168H72ZM195 169V168H194ZM202 169V168H201ZM200 168H198V170H197V172H198V176H197V179L196 180H199V181H201L202 182V176H203V173L201 172L202 170H201ZM8 170V169H7ZM25 170V169H24ZM35 170V169H34ZM47 170V169H46ZM54 170V169H53ZM74 170V169H73ZM196 171V170H195ZM195 171L193 170V172L195 173ZM206 171V170H205ZM24 172H26V171H24ZM50 172H52V169H51V171ZM196 172V173H197ZM8 173V172H7ZM10 173V172H9ZM73 173V172H72ZM207 173V172H206ZM19 174H21V173H19ZM48 174H50V173H48ZM47 174V176L48 177H50V175H48ZM6 175H8V174H6ZM22 175V174H21ZM196 175V174H195ZM205 175V174H204ZM17 176V175H16ZM24 176V175H23ZM22 176V177H23ZM46 177V174L45 175H43V177ZM12 177L13 176H11L10 178H9V180L10 179H12ZM71 177H72V174H71ZM13 178H15V177H13ZM51 178V177H50ZM196 178V177H195ZM44 179V178H43ZM48 179V178H47ZM45 180V179H44ZM204 180H206V179H204ZM46 181V180H45ZM199 181H197V183L199 182ZM200 183V182H199ZM201 184V183H200ZM205 183H203V185H204ZM199 186V185H198ZM215 186V185H214ZM152 187H153V184H152ZM213 187V186H212ZM199 189H200V186L198 187ZM218 188V187H217ZM215 189H216V187H215ZM185 191H186V189H185ZM203 191V190H202ZM213 191H214V187H213ZM217 191H219L218 189H217ZM199 192H201L200 190H199ZM40 193H42L41 191H40ZM185 193V192H184ZM187 193H189V192H187ZM187 193H185V195H187ZM203 193V192H202ZM216 193V192H215ZM44 194V193H43ZM183 196H184V194H183ZM42 197H43V195H42ZM185 198H186V204H187V206H188V211L191 213L189 216H191V220L193 221V223H192V226H191V228L192 227H195V229L196 230H198L199 232H200V230H201V228H202V225L199 223L200 222V220H199V213L198 212H200V211H198L197 210V208L198 207H195L196 205H193L192 204V198H191V195H188V196H185ZM44 199H45V196H44ZM40 200H42V199H40ZM47 201V200H46ZM45 201V202H46ZM51 201V203H52V200H50ZM247 201V200H246ZM249 201V200H248ZM247 201V202H248ZM247 202H245V203H247ZM195 203V202H194ZM48 204V203H47ZM52 204H54V203H52ZM52 204H48L49 205V208H51V210H53L54 211V207L55 206H52ZM54 205H56V204H54ZM257 205H259V204H256V206ZM244 206H247V205H244ZM255 206V205H254ZM254 206H252V209H249L248 207V209L249 210H252V211H254L253 209H256L257 207H254ZM185 207V206H184ZM251 208V207H250ZM27 209V208H26ZM29 209H31V208H29ZM263 211V210H262ZM261 211V212H262ZM27 212V215H30L32 218H34L36 215H35V212L33 211V210H27L26 211ZM37 212H38V210H37ZM244 212V211H243ZM249 212V211H248ZM258 212V211H257ZM260 212V211H259ZM183 213V212H182ZM187 214H188V212H186ZM246 213V212H245ZM37 214V213H36ZM58 214V213H57ZM56 214V215H57ZM251 214V213H250ZM24 215V214H23ZM38 215V214H37ZM245 215V214H244ZM247 215V214H246ZM253 215V214H252ZM140 216V215H139ZM188 216V215H187ZM189 216H188V218H189ZM201 216V215H200ZM251 216V215H250ZM27 217V216H26ZM38 217V216H37ZM39 217H40V215H39ZM252 217V216H251ZM29 219H30V217H28ZM134 218V217H133ZM135 218H139V217H135ZM187 218V217H186ZM185 218V219H186ZM217 218H219V217H217ZM222 218V217H221ZM220 218V219H221ZM254 218V217H253ZM256 219V218H255ZM255 219H253V222L256 224L257 222H259L260 221V219H259V221H257L256 222V220ZM31 220V219H30ZM187 220V219H186ZM255 220V221H254ZM40 221V220H39ZM41 221H44V220H41ZM131 220L129 219V222H130ZM263 221V220H262ZM35 222V221H34ZM38 222V221H37ZM36 222V223H37ZM135 222V221H134ZM220 221H218V223H219ZM43 223V222H42ZM216 223V222H215ZM221 223H222V221H221ZM224 223V222H223ZM248 223V222H247ZM262 223V222H261ZM62 224V223H61ZM60 224V225H61ZM66 223L64 222L63 223V225H61V226H64ZM198 224H199V227H198ZM217 224V223H216ZM216 224H214L215 226H217ZM259 224V223H258ZM35 225V227H36V224H34ZM40 225V224H39ZM128 225H129V223H128ZM188 225V224H187ZM221 225V224H220ZM132 226H133V224H132ZM40 227V226H39ZM38 227V228H39ZM188 227H190V223H189V226ZM198 227V228H197ZM218 227H220V226H218ZM259 227H260V224H259ZM40 228H42V225H41V227ZM217 228V227H216ZM257 228V227H256ZM35 229V228H34ZM138 229V228H137ZM195 230V231H196ZM261 229L259 228V230L258 231H260ZM136 231V230H135ZM257 231V232H258ZM39 232V231H38ZM86 232H87V230H86ZM86 232H85V234H86ZM197 232V231H196ZM37 233V232H36ZM83 233H84V231H83ZM82 233V234H83ZM260 233H263V232H260ZM39 234H41V233H39ZM45 234V233H44ZM43 234V235H44ZM81 234V235H82ZM42 235V236H43ZM79 235V234H78ZM80 235V238L82 237ZM83 236H85V235H83ZM135 235H133V234H131L130 236H129V239H131L132 237H134ZM44 237H46V236H44ZM97 237V236H96ZM127 237V236H126ZM43 238V237H42ZM71 238V237H70ZM207 238H209V237H207ZM84 239V238H83ZM72 240V239H71ZM74 240V239H73ZM72 240V241H73ZM77 240V239H76ZM76 240H75V242H76ZM88 240V239H87ZM92 240H94V239H92ZM208 240V239H207ZM80 241V240H79ZM82 241V240H81ZM91 241V240H90ZM96 241H97V239H96ZM86 242H88V241H86ZM67 243V242H66ZM74 244V243H73ZM73 244H71V245H73ZM82 244H83V242H82ZM88 243H86V245H87ZM80 246H81V244H79ZM84 245V244H83ZM91 245V244H90ZM66 246H68V245H66ZM76 246V245H75ZM74 247V246H73ZM87 247V246H86ZM89 247V246H88ZM91 247V246H90ZM93 247H94V244H93ZM69 248V247H68ZM77 248V247H76ZM76 248H71L72 249V252L73 253H75V254H77L78 252V250L79 249H76ZM204 248V249H203ZM202 249L204 250V252H202V253H204L205 255H206V259H212L211 261H213L214 260V264H220L221 262H220V259H221V257H222V253L220 252V250H214V248L213 247H210V245L208 246V243L207 244H204V247H203ZM67 249V248H66ZM82 249H83V247H82ZM90 250V249H89ZM96 250V249H95ZM98 250V249H97ZM77 252V253H76ZM85 252V251H84ZM68 253H70L69 251L67 252V254ZM87 253V252H86ZM66 254V253H65ZM64 254V255H65ZM74 254V255H75ZM88 254V253H87ZM95 254V253H94ZM90 255H93V249L91 250V254ZM87 257V256H86ZM88 257H90L89 255H88ZM87 257V258H88ZM91 258V257H90ZM93 261V260H92ZM206 262H207V260H206ZM210 262V261H209ZM212 263V262H211Z\"/></svg>",
  "mask_w": 264,
  "mask_h": 264
}]
</instances>
